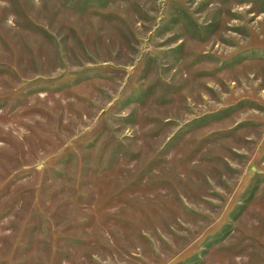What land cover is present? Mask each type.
Here are the masks:
<instances>
[{"label":"rangeland","instance_id":"374dc122","mask_svg":"<svg viewBox=\"0 0 264 264\" xmlns=\"http://www.w3.org/2000/svg\"><path fill=\"white\" fill-rule=\"evenodd\" d=\"M0 264H264V0H0Z\"/></svg>","mask_w":264,"mask_h":264}]
</instances>
